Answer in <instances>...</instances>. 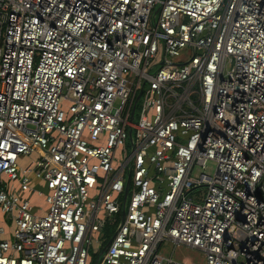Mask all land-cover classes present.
I'll return each instance as SVG.
<instances>
[{"label": "built area", "instance_id": "2783aa9c", "mask_svg": "<svg viewBox=\"0 0 264 264\" xmlns=\"http://www.w3.org/2000/svg\"><path fill=\"white\" fill-rule=\"evenodd\" d=\"M166 240L264 264V0H0V264Z\"/></svg>", "mask_w": 264, "mask_h": 264}, {"label": "rangeland", "instance_id": "374dc122", "mask_svg": "<svg viewBox=\"0 0 264 264\" xmlns=\"http://www.w3.org/2000/svg\"><path fill=\"white\" fill-rule=\"evenodd\" d=\"M228 68L229 64L226 62L224 65V71L228 70ZM213 169V162L208 161L204 173L211 176ZM195 193L202 194L203 188L196 190ZM158 252L164 257H169L172 260L183 264H205L202 252L182 244H174L171 241H163L158 247Z\"/></svg>", "mask_w": 264, "mask_h": 264}, {"label": "water", "instance_id": "95a60500", "mask_svg": "<svg viewBox=\"0 0 264 264\" xmlns=\"http://www.w3.org/2000/svg\"><path fill=\"white\" fill-rule=\"evenodd\" d=\"M139 94H140V91L137 93L136 97H135V100H137V98L139 97ZM127 184H128V176L126 177V182H125V188H124V197L126 195V190H127ZM108 243V242H107ZM107 243L103 246L102 249L105 248V246L107 245Z\"/></svg>", "mask_w": 264, "mask_h": 264}, {"label": "trees", "instance_id": "16d2710c", "mask_svg": "<svg viewBox=\"0 0 264 264\" xmlns=\"http://www.w3.org/2000/svg\"><path fill=\"white\" fill-rule=\"evenodd\" d=\"M108 238V235L106 236V238L105 239H107Z\"/></svg>", "mask_w": 264, "mask_h": 264}]
</instances>
